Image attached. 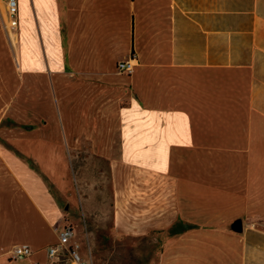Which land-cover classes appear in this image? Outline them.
I'll list each match as a JSON object with an SVG mask.
<instances>
[{
	"label": "crops",
	"instance_id": "crops-1",
	"mask_svg": "<svg viewBox=\"0 0 264 264\" xmlns=\"http://www.w3.org/2000/svg\"><path fill=\"white\" fill-rule=\"evenodd\" d=\"M16 1L10 40L0 0V264H54L68 223L141 241L142 264H264V0ZM72 163L109 177L105 222L85 219Z\"/></svg>",
	"mask_w": 264,
	"mask_h": 264
},
{
	"label": "rangeland",
	"instance_id": "rangeland-1",
	"mask_svg": "<svg viewBox=\"0 0 264 264\" xmlns=\"http://www.w3.org/2000/svg\"><path fill=\"white\" fill-rule=\"evenodd\" d=\"M5 26L7 37L11 38L15 33L16 27L10 26V17L5 14ZM95 164H87L85 170L79 167L83 164L72 163L69 164L70 178L72 185L74 186V192L76 189L83 193L81 194V202L84 206L87 221L93 222L98 219L102 222L109 219L111 216V196L109 194L110 179L109 177L101 175L95 171ZM141 185V184H140ZM76 188V189H75ZM103 189L104 193H99ZM71 214L73 217L79 214L80 224L82 225V217L80 209L71 207ZM77 219V217H76ZM97 224V221H96ZM70 225L74 229L75 241L67 246L69 250H76L81 259L87 264H142V242H136L132 238L119 237V239L106 242L101 236L109 237L111 235L108 228H98L88 225L87 227L79 226L78 228L71 223ZM88 233L91 234L95 247H91L88 242ZM90 236V235H89ZM72 238V239H73ZM71 239V240H72ZM69 254L65 250V254L61 255V258L54 261V264H72L68 260Z\"/></svg>",
	"mask_w": 264,
	"mask_h": 264
},
{
	"label": "built area",
	"instance_id": "built-area-1",
	"mask_svg": "<svg viewBox=\"0 0 264 264\" xmlns=\"http://www.w3.org/2000/svg\"><path fill=\"white\" fill-rule=\"evenodd\" d=\"M7 13L10 17V26H17V13H18V4L16 0H7L6 3ZM137 64V58L135 55H131L125 61L118 62L116 69L119 73L122 74H131ZM74 236V229L70 225H65L58 235V241L55 245L50 246L46 250L47 257L54 261L60 259V256L65 254L67 250L69 254V261L72 264H87L85 263L76 250H69V242ZM32 255V250L28 245H17L13 248L11 252V258L14 260H24L29 258ZM39 264V263H36Z\"/></svg>",
	"mask_w": 264,
	"mask_h": 264
},
{
	"label": "trees",
	"instance_id": "trees-1",
	"mask_svg": "<svg viewBox=\"0 0 264 264\" xmlns=\"http://www.w3.org/2000/svg\"><path fill=\"white\" fill-rule=\"evenodd\" d=\"M189 228H192V226H187L186 228L181 226V227L179 228V231H173V233H174V234H177V233L182 232V231H184L185 229H189Z\"/></svg>",
	"mask_w": 264,
	"mask_h": 264
},
{
	"label": "water",
	"instance_id": "water-1",
	"mask_svg": "<svg viewBox=\"0 0 264 264\" xmlns=\"http://www.w3.org/2000/svg\"><path fill=\"white\" fill-rule=\"evenodd\" d=\"M232 228H233L234 230H237V228H238V224L235 223V224L232 226Z\"/></svg>",
	"mask_w": 264,
	"mask_h": 264
}]
</instances>
